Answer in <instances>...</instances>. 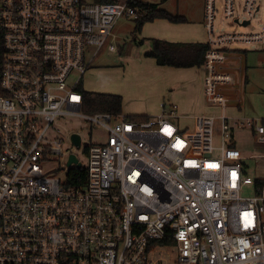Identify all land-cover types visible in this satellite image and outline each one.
<instances>
[{"label":"built area","instance_id":"obj_1","mask_svg":"<svg viewBox=\"0 0 264 264\" xmlns=\"http://www.w3.org/2000/svg\"><path fill=\"white\" fill-rule=\"evenodd\" d=\"M204 1L202 93L210 111L180 127L174 120L190 117L166 102L143 122L82 113L83 75L102 49L116 52V20L138 17L129 0H0V264H162L161 246L174 248V264H264V184L257 183L264 178L249 175L251 166L264 170V153L226 144L230 121L241 120L226 112L243 102L230 46L264 52V24L248 33L215 28L218 8L225 21L250 26L259 0ZM65 116L108 137L85 146L86 165L69 152L61 180L55 162L64 143L50 134ZM247 124L264 143V119ZM72 144L80 148L81 138ZM248 185L252 196L242 194Z\"/></svg>","mask_w":264,"mask_h":264},{"label":"rangeland","instance_id":"obj_2","mask_svg":"<svg viewBox=\"0 0 264 264\" xmlns=\"http://www.w3.org/2000/svg\"><path fill=\"white\" fill-rule=\"evenodd\" d=\"M85 1L91 2L92 0ZM139 1L154 4L158 9L165 10L171 16L183 17L190 23H194L196 20L202 21L205 11L204 0ZM237 2L241 3V0H237ZM220 4L221 0H218L217 6ZM259 5L260 10L257 14V19L250 26L246 27L234 24L230 20L225 21L221 9L218 8L215 21L216 30H218V25L221 24L222 30L225 32H254L264 24V0H259ZM136 18L122 16L116 20L113 28V33L116 36L114 41L116 52L102 49L89 65L90 69L83 75L80 84L84 91L90 93L122 96L119 93L122 92L121 110L124 115L146 116L145 114H147L148 120H154L155 115L148 114L156 111L159 112L161 102H166L168 108L169 104H172L171 100L174 102V100L178 99L180 95L179 89L182 88L184 83L196 95L200 91V81H202L204 70L202 66L199 68L193 67L187 70V77H183V80H181L172 74L174 73L172 70L169 72L167 70L162 71L160 67L155 66V62H148L145 53L149 51V39H153V32L148 30L142 35L136 34ZM232 48L236 49L237 47L232 46ZM93 50L94 48L87 49L86 59L92 55ZM240 50L248 52L246 57V83L243 92V106L240 110L228 109L226 113L230 118L236 117L241 118V120H239L238 125H234L230 121V138L226 140V144L230 140H234L233 146H236L238 149L260 154L264 153V143L254 140L252 128L248 126L247 120L264 119V53L259 52L258 47L255 45L240 46ZM74 76L76 74H73ZM196 106L197 108L194 111L180 112L181 116L190 118L175 119V124L185 127L186 125L184 124L190 122V127H192V117L199 116L203 112V101L197 102ZM211 110L218 113V109L213 108ZM82 113L87 115L92 112H88L85 109V105H83ZM53 126L59 130V133L53 132L50 134V137H59L64 143L63 151L65 155L55 162V164L61 167L57 171V176L61 180H64L67 176L69 152L74 151L82 165H86L85 146L104 144L108 137L107 131L103 127L90 128L81 117L65 116L55 121ZM73 133H77L82 141V146L78 149L75 148L70 139ZM219 133V130H216L214 137L215 145H219L220 143ZM249 165H253V161H250ZM251 168L252 170H249V175L254 181L257 178H264V170L260 166H257L255 169L254 166H251ZM242 194L244 196L254 195L253 185L246 186ZM155 259L161 260L162 264H174V248L159 247L158 253L155 254Z\"/></svg>","mask_w":264,"mask_h":264},{"label":"trees","instance_id":"obj_3","mask_svg":"<svg viewBox=\"0 0 264 264\" xmlns=\"http://www.w3.org/2000/svg\"><path fill=\"white\" fill-rule=\"evenodd\" d=\"M100 3L115 2L117 0H95ZM129 5L136 9L138 17L136 18L135 32L139 33L142 26L155 19H164L170 23H183L184 19L180 16H171L165 10L158 9L154 4H148L139 0H129ZM150 49L145 53L147 58L155 60L158 66L173 68H193L201 67L204 63V56L209 50L207 43H172L166 40L149 39ZM2 37L0 35V64L2 61ZM81 93L84 98L85 109L88 112H108L118 114L121 113L122 98L119 95H106L98 93H90L83 90L80 86ZM131 120L143 122L147 121V116H130ZM83 179V178H80ZM77 178L71 179L74 183ZM264 184V182H257Z\"/></svg>","mask_w":264,"mask_h":264},{"label":"crops","instance_id":"obj_4","mask_svg":"<svg viewBox=\"0 0 264 264\" xmlns=\"http://www.w3.org/2000/svg\"><path fill=\"white\" fill-rule=\"evenodd\" d=\"M183 18V17H182ZM184 19V18H183ZM204 22V16L202 18V21L196 20L194 23H190L186 19H184L183 23H170L167 20L164 19H155L151 22H147L142 26V29L139 33V35L144 34L145 31H152L153 39L157 38L160 40H166L168 42L172 43H205L207 39V33L205 31V28L203 26ZM137 37V35H136ZM152 39V38H150ZM232 46L237 47L236 49H233ZM240 46H249V44L246 43H238L235 45H231L230 48L232 49L233 53L235 54L233 56L232 65L234 66V78L236 85L242 90V93L244 92V87L246 83V64H247V53L244 50H240ZM150 49V48H149ZM260 52V51H259ZM246 53V54H245ZM264 53V52H262ZM146 60L148 62H155L154 59L146 57ZM156 64V62H155ZM157 67H160L162 71L167 70L168 72L172 70V73L174 76L178 77V79L183 80V77H187V69H181V68H173V67H165V66H158L157 64L155 65ZM121 93L123 97V93ZM179 96L178 99L170 101L172 104H175L178 110V113L180 112H189V111H194L197 106V102L199 103L203 101L204 106H203V112L200 115L206 114L207 112L210 111V107H208L205 103L204 97H202V81H200V91L196 93L198 96L195 95L193 90L189 89L186 87V83L183 84L182 88L179 89ZM123 100V98H122ZM243 106L242 105L238 108H230V109H238L240 110ZM160 109V108H159ZM206 111V112H205ZM205 112V113H204ZM160 113L159 112H154V113H149L148 115H155V117ZM121 114L122 111H121ZM124 115V114H123ZM126 115V114H125ZM147 116V114H145ZM131 116H133L131 114ZM143 116V115H141Z\"/></svg>","mask_w":264,"mask_h":264},{"label":"water","instance_id":"obj_5","mask_svg":"<svg viewBox=\"0 0 264 264\" xmlns=\"http://www.w3.org/2000/svg\"><path fill=\"white\" fill-rule=\"evenodd\" d=\"M235 22H237V21H235ZM248 24H249V21H244V22H243L242 24H240V25H241V26H246V25H248ZM72 141L74 142V144H75L76 146H79L80 138H79L77 135L72 136ZM74 160H75V158H74V157H71L69 163H71V162L74 161Z\"/></svg>","mask_w":264,"mask_h":264}]
</instances>
